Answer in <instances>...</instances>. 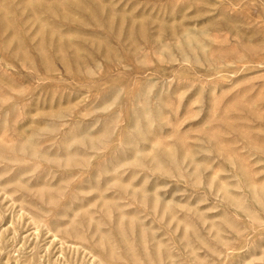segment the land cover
<instances>
[{"label":"rangeland","instance_id":"1","mask_svg":"<svg viewBox=\"0 0 264 264\" xmlns=\"http://www.w3.org/2000/svg\"><path fill=\"white\" fill-rule=\"evenodd\" d=\"M0 264H264V0H0Z\"/></svg>","mask_w":264,"mask_h":264}]
</instances>
